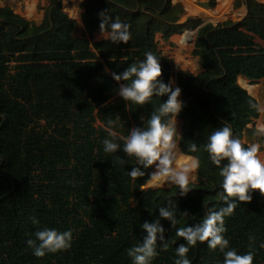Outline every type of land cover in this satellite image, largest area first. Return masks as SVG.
Masks as SVG:
<instances>
[{"label": "trees", "instance_id": "16d2710c", "mask_svg": "<svg viewBox=\"0 0 264 264\" xmlns=\"http://www.w3.org/2000/svg\"><path fill=\"white\" fill-rule=\"evenodd\" d=\"M241 3L247 6L242 20L198 28L192 53L200 71L177 75L185 103L178 115L180 146L198 160L196 179L184 195L173 185L144 188L152 169L130 178L135 158L105 153L101 141L110 138L108 131L118 138L142 127L141 117L146 120L167 99L153 96L143 106L126 107L111 73H122L151 52L167 83L172 61L159 50L156 35L168 39L201 21L177 24L184 9L171 0H85L84 31L90 37L99 32L103 11L129 25L130 39L120 44L108 36H77V22L61 0H50L39 24L0 8V264H132L127 249L146 235L140 224L156 219L166 230L168 248L160 251L158 241L159 255L151 264H174L176 246L184 243L176 228L193 226L209 208L226 206L219 167L204 148L208 135L226 124L248 146L245 130L260 116L257 99L238 77L264 78V48L256 42L264 41V2L236 0V6ZM193 143L195 152L189 150ZM251 195L250 202L237 201L224 217L223 235L238 254L251 251L253 264H264V195L259 190ZM164 206L174 210L175 227L158 217ZM43 228L70 230L71 247L34 256L26 241ZM187 257L191 264H223L224 259L207 242L190 247Z\"/></svg>", "mask_w": 264, "mask_h": 264}, {"label": "clouds", "instance_id": "9594fccd", "mask_svg": "<svg viewBox=\"0 0 264 264\" xmlns=\"http://www.w3.org/2000/svg\"><path fill=\"white\" fill-rule=\"evenodd\" d=\"M99 34L107 29V35L113 43L127 44L130 39L129 25L122 23L119 18L111 19L100 12ZM107 71V70H106ZM112 79L119 83L117 95L129 104L143 106L151 102V98L167 97L143 121L142 127H132L127 136L117 138L116 134L108 131V137L101 141L105 153L122 151L128 157L135 158L136 166L128 171L132 179L145 175L143 169H152L148 174L153 186L168 184L176 186L181 195L191 189L190 169L198 166V160L186 157L179 148L182 135L178 131L177 117L185 107L181 97V88L175 86L173 80L167 83L162 78V68L159 60L151 53H145V58L132 63L122 73H111ZM109 125L113 122L109 121ZM256 133L264 136V124H257ZM117 139L122 141L117 143ZM212 163L219 167L222 177V199L226 206L213 210L209 208L201 222L193 226L176 228L175 235L183 238L184 243L176 246L174 264H191L187 257L189 248L198 242H207L211 250H219L223 254V264H253V252L238 254L229 247V241L224 237L226 231L224 217L232 214L236 202H250L252 191L259 190L264 195V159L259 153L260 145L253 143L244 146L240 139L233 136L228 125H223L212 131L204 145ZM190 151L195 152L197 145L191 144ZM191 161V163H189ZM222 161H226L222 165ZM183 215H189L187 211ZM159 218L168 220L172 227L178 223L175 212L169 207H159ZM33 223L38 220L33 217ZM140 228L146 233L140 244L127 249L132 264H151L160 251H166L168 242L165 238V228L156 219L145 221ZM36 257L46 253H56L71 247L72 232H63L52 228H43L35 232V240L26 241ZM264 247V244L261 245Z\"/></svg>", "mask_w": 264, "mask_h": 264}, {"label": "rangeland", "instance_id": "374dc122", "mask_svg": "<svg viewBox=\"0 0 264 264\" xmlns=\"http://www.w3.org/2000/svg\"><path fill=\"white\" fill-rule=\"evenodd\" d=\"M61 1L63 10L77 22V28L75 31L77 36H84L90 38L91 40H98L107 36V33L99 34V32H96L93 37H90L84 31L81 15L85 0ZM259 1L264 2V0ZM171 2L173 4H181L184 9V15L181 17L180 21H184V18L188 15L192 16L191 19H197L201 22L205 20L204 14L197 15L190 13L182 1L171 0ZM49 3L50 0H0V8H10L16 14L20 15L26 20L39 24L42 22L45 16ZM193 3L198 9L202 11H214L216 9H220L219 19L207 20V23H211L213 25H217L218 23L224 22L226 20H232L234 22L240 21L246 16L247 6L244 3L236 6V0H193ZM30 9L33 11L32 14H29ZM189 30L193 29L185 28L180 32L174 33L168 39H165L160 33L156 35V41L158 42L159 50L163 55L167 56L172 61L170 79L175 82V86H179L177 82V75L179 71H186L194 74L200 71L199 59L192 53L195 42L190 41L186 42L185 45L180 44L181 37H183V35L186 34L185 32ZM256 42L264 48V41L257 39ZM238 83L257 99L260 107V116L247 125L243 141L248 145L253 143L260 145L258 154L262 159H264V136L258 135L255 131L257 124H264V78L254 81L246 77L239 76ZM177 127L181 134V120L179 117H177ZM179 148L181 151L180 145ZM196 175L197 168L189 173L190 181H194L196 179ZM146 186H151L150 179ZM171 186L172 185L158 187L155 186L154 188H169Z\"/></svg>", "mask_w": 264, "mask_h": 264}, {"label": "bare ground", "instance_id": "6f19581e", "mask_svg": "<svg viewBox=\"0 0 264 264\" xmlns=\"http://www.w3.org/2000/svg\"><path fill=\"white\" fill-rule=\"evenodd\" d=\"M183 2V4L185 5V7L187 8V10L192 13V14H197V15H203L205 16V20H209V19H213V20H217L219 19V12H220V9H216L214 11H202L200 9H198L194 3H193V0H180ZM32 9H30L29 11V14H32ZM192 41V35L190 34H185L183 35V37H181V41H180V44L181 45H185L186 42H190ZM187 157V156H186ZM189 163H191V161H189ZM197 168V167H195ZM195 168H192L190 169V173L195 169ZM150 185L153 186V184L151 183L150 181ZM168 184H161L160 186H167Z\"/></svg>", "mask_w": 264, "mask_h": 264}, {"label": "water", "instance_id": "95a60500", "mask_svg": "<svg viewBox=\"0 0 264 264\" xmlns=\"http://www.w3.org/2000/svg\"><path fill=\"white\" fill-rule=\"evenodd\" d=\"M246 13H247V7H246ZM191 18H192V16H189V15H188V16H186V17L184 18V21H179L177 24H179V25H184V24H186ZM206 23H207V20H203V21L201 22V24H200L197 28H195V29H193V30L186 31L185 33H186V34H190V35H192V36H193L192 41L195 42L198 28L201 27L202 25L206 24ZM180 98H181V97H180ZM181 152H182L185 156H187V157H191V158L196 159L194 156H191V155H187V154H185V153L182 151V149H181ZM196 160H197V159H196ZM154 187H155V186H146V185L144 186V188H154Z\"/></svg>", "mask_w": 264, "mask_h": 264}, {"label": "crops", "instance_id": "0c3cea01", "mask_svg": "<svg viewBox=\"0 0 264 264\" xmlns=\"http://www.w3.org/2000/svg\"><path fill=\"white\" fill-rule=\"evenodd\" d=\"M246 14H247V13H246ZM83 28H84V27H83ZM104 33H106V32H104ZM160 34H161V33H160ZM161 35H162V34H161ZM107 36H108V35H107ZM107 36H106V37H107ZM181 124H182V121H181Z\"/></svg>", "mask_w": 264, "mask_h": 264}]
</instances>
